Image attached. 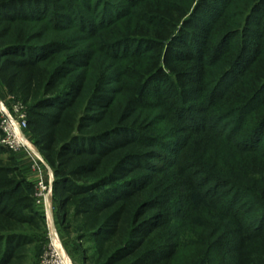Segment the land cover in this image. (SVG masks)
Masks as SVG:
<instances>
[{
    "label": "trees",
    "instance_id": "obj_1",
    "mask_svg": "<svg viewBox=\"0 0 264 264\" xmlns=\"http://www.w3.org/2000/svg\"><path fill=\"white\" fill-rule=\"evenodd\" d=\"M0 89L82 264H264V0H0ZM34 192L0 143V264Z\"/></svg>",
    "mask_w": 264,
    "mask_h": 264
},
{
    "label": "built area",
    "instance_id": "obj_2",
    "mask_svg": "<svg viewBox=\"0 0 264 264\" xmlns=\"http://www.w3.org/2000/svg\"><path fill=\"white\" fill-rule=\"evenodd\" d=\"M1 129L4 133L0 143L17 155H26L29 168L37 173L34 182V199L36 207L48 220V245L41 264H69L59 241V235L51 224V199L53 194L54 174L48 170L44 157L38 152L27 133L28 115L26 106L14 97L7 95L0 101ZM48 174V175H47Z\"/></svg>",
    "mask_w": 264,
    "mask_h": 264
},
{
    "label": "rangeland",
    "instance_id": "obj_3",
    "mask_svg": "<svg viewBox=\"0 0 264 264\" xmlns=\"http://www.w3.org/2000/svg\"><path fill=\"white\" fill-rule=\"evenodd\" d=\"M5 100H6V96H4L3 92L0 89V101H5ZM22 158H23L22 162L24 163V165H27V167L29 168V160H28L27 156L24 155ZM47 167H48V165H47ZM50 171H52V170L51 169L48 170V174L51 173ZM34 182H33V184H34ZM52 192H54V189H53ZM51 202H52L51 203V205H52V207H51V210H52V213H51L52 214V216H51V224H52L53 228L57 231V233L59 235V241L61 243L62 251H63L67 261L69 262V264H82V260H81L80 255L78 253H76L75 251H73V249H72V245L73 244L71 243V239L65 234V232L63 231V229H62V227H61V225L59 223V220H58L59 217H58V211H57V203H56V200L54 198V194H52ZM48 230H49L48 229V220L45 217L46 241H49ZM47 245H48V242L45 244L43 252L40 254L39 258L36 260V264H41L42 256H43L44 252L47 250Z\"/></svg>",
    "mask_w": 264,
    "mask_h": 264
},
{
    "label": "crops",
    "instance_id": "obj_4",
    "mask_svg": "<svg viewBox=\"0 0 264 264\" xmlns=\"http://www.w3.org/2000/svg\"><path fill=\"white\" fill-rule=\"evenodd\" d=\"M19 157V161L22 164L23 168H24V174L26 175L27 179L31 182H34L37 178V173H35L34 171H32L31 169H29L27 167V165H24V163L22 162L23 160V156L22 155H18Z\"/></svg>",
    "mask_w": 264,
    "mask_h": 264
}]
</instances>
